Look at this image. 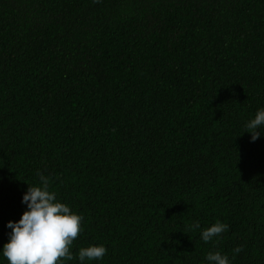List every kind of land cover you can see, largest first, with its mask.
I'll use <instances>...</instances> for the list:
<instances>
[{
  "label": "trees",
  "instance_id": "trees-1",
  "mask_svg": "<svg viewBox=\"0 0 264 264\" xmlns=\"http://www.w3.org/2000/svg\"><path fill=\"white\" fill-rule=\"evenodd\" d=\"M261 109L264 0H0V252L43 175L94 264H264Z\"/></svg>",
  "mask_w": 264,
  "mask_h": 264
},
{
  "label": "clouds",
  "instance_id": "clouds-1",
  "mask_svg": "<svg viewBox=\"0 0 264 264\" xmlns=\"http://www.w3.org/2000/svg\"><path fill=\"white\" fill-rule=\"evenodd\" d=\"M247 132L251 142L259 141L261 129H264V109L259 110L255 119L247 124ZM39 187H31L24 194L22 204L27 211L19 222H9L7 229L9 243L2 252L8 264H94L102 262L108 255L105 246H92L81 249L78 257L73 253L74 241L83 232L84 217L73 213L72 209L58 202L57 194L51 190V180L43 175ZM199 222L191 226L192 231H199ZM230 232V226L217 222L214 226L203 230L202 240L209 244L219 240ZM245 249L237 247L234 256L238 257ZM208 264H232L228 255L221 252L209 253L206 257Z\"/></svg>",
  "mask_w": 264,
  "mask_h": 264
}]
</instances>
